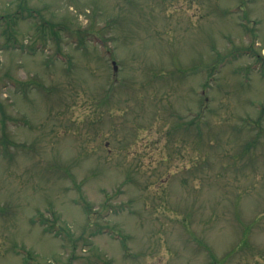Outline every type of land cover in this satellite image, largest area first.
I'll return each mask as SVG.
<instances>
[{
	"label": "rangeland",
	"instance_id": "rangeland-1",
	"mask_svg": "<svg viewBox=\"0 0 264 264\" xmlns=\"http://www.w3.org/2000/svg\"><path fill=\"white\" fill-rule=\"evenodd\" d=\"M27 6L0 22V264H264V0Z\"/></svg>",
	"mask_w": 264,
	"mask_h": 264
},
{
	"label": "trees",
	"instance_id": "trees-1",
	"mask_svg": "<svg viewBox=\"0 0 264 264\" xmlns=\"http://www.w3.org/2000/svg\"><path fill=\"white\" fill-rule=\"evenodd\" d=\"M22 1V2H21ZM22 11H27V15L33 17L36 15L34 10L27 6V0H20V3L18 5V8L11 14H2L0 15V22L3 21L5 26L14 27L18 23V19H25L26 16L23 15ZM9 36H13L12 31L8 33ZM10 42V41H9ZM16 41H12L10 44H14ZM4 121L1 119V124H3Z\"/></svg>",
	"mask_w": 264,
	"mask_h": 264
},
{
	"label": "water",
	"instance_id": "water-1",
	"mask_svg": "<svg viewBox=\"0 0 264 264\" xmlns=\"http://www.w3.org/2000/svg\"><path fill=\"white\" fill-rule=\"evenodd\" d=\"M114 69H116V66H114Z\"/></svg>",
	"mask_w": 264,
	"mask_h": 264
}]
</instances>
